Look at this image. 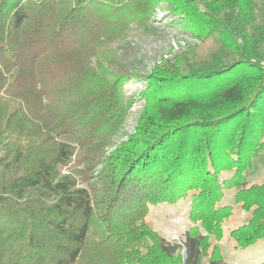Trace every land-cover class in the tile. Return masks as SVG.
Here are the masks:
<instances>
[{
    "label": "trees",
    "instance_id": "1",
    "mask_svg": "<svg viewBox=\"0 0 264 264\" xmlns=\"http://www.w3.org/2000/svg\"><path fill=\"white\" fill-rule=\"evenodd\" d=\"M161 5L242 58L157 67L137 132L108 154L139 73L112 72L108 48ZM254 14V0H0V264H232L214 241L264 240V178L245 175L264 143ZM188 197L194 225L169 241L151 205ZM237 207L249 217L228 228Z\"/></svg>",
    "mask_w": 264,
    "mask_h": 264
},
{
    "label": "rangeland",
    "instance_id": "2",
    "mask_svg": "<svg viewBox=\"0 0 264 264\" xmlns=\"http://www.w3.org/2000/svg\"><path fill=\"white\" fill-rule=\"evenodd\" d=\"M254 3L255 19L249 25V33L256 30L254 26L264 23V3L262 0H254ZM123 32L122 37L112 42L108 48L110 49V58L113 59L107 65L112 72L135 69L139 73L126 80L122 87V98L128 108L121 127L106 149L108 154L114 152L119 145L128 141L137 132L148 104L145 95L150 87L148 76L157 67L173 65L179 60H181L182 66L209 64L214 61L215 55L216 57L225 56L223 58L225 62L242 58L233 50H223L222 44L217 42L216 38L200 37L196 33L186 30L179 19L175 18L163 5L158 7L147 24H142L134 18ZM259 34L260 32L256 30L254 39ZM258 50L261 57L256 60L264 63L263 42L259 44ZM208 87H211V84ZM201 88L200 86L197 91ZM261 141L264 142V135ZM232 175L233 172L224 171L220 177L223 181ZM245 175L246 184L259 182L264 178V143L253 158V166L246 170ZM235 192L236 189H225L221 205L234 204ZM191 203L192 198L188 197L180 199L174 204L151 205L148 218L150 225L169 241L181 243L186 231L194 225L189 218ZM248 217V213L237 207L233 218L227 223V227L231 228L242 224L247 221ZM227 240H231L228 235L224 240L214 242L223 248L224 255L228 260H237L238 263H234V261L232 264H245L249 253L255 251L257 247L263 248L259 259L264 262V240L258 245L245 249H235L233 246L234 250L227 247Z\"/></svg>",
    "mask_w": 264,
    "mask_h": 264
},
{
    "label": "crops",
    "instance_id": "3",
    "mask_svg": "<svg viewBox=\"0 0 264 264\" xmlns=\"http://www.w3.org/2000/svg\"><path fill=\"white\" fill-rule=\"evenodd\" d=\"M227 242V247L228 248H230V250L232 249V247H233V242L231 241V240H227L226 241ZM260 243V242H259ZM258 243V244H259ZM258 244H256V245H258ZM252 246H254V245H252ZM248 248V247H247ZM222 250H223V248H222ZM232 250H234V249H232ZM261 253H263V248H261V247H257L256 249H255V251H253V252H250L249 253V255H248V259H246L247 261H246V263L245 264H258V263H261V262H263V260H260L259 258H260V256H261ZM223 254H224V251H223ZM224 257H225V260L226 261H229V262H234V263H238L237 262V260H228L227 258H226V255H224ZM240 264V263H239Z\"/></svg>",
    "mask_w": 264,
    "mask_h": 264
},
{
    "label": "water",
    "instance_id": "4",
    "mask_svg": "<svg viewBox=\"0 0 264 264\" xmlns=\"http://www.w3.org/2000/svg\"><path fill=\"white\" fill-rule=\"evenodd\" d=\"M185 256H186V254H185Z\"/></svg>",
    "mask_w": 264,
    "mask_h": 264
}]
</instances>
